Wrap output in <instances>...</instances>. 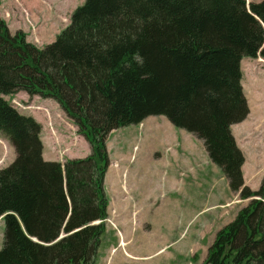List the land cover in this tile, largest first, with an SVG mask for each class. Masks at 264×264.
Masks as SVG:
<instances>
[{
    "label": "trees",
    "instance_id": "16d2710c",
    "mask_svg": "<svg viewBox=\"0 0 264 264\" xmlns=\"http://www.w3.org/2000/svg\"><path fill=\"white\" fill-rule=\"evenodd\" d=\"M258 56L264 0H85L44 47L0 15V134L16 151L0 167V264H97L109 216L107 138L151 115L201 139L231 190L249 199L203 264H264V178L245 183L232 131L250 107L241 59ZM21 90L56 100L91 153L45 159L43 125L4 97Z\"/></svg>",
    "mask_w": 264,
    "mask_h": 264
},
{
    "label": "rangeland",
    "instance_id": "374dc122",
    "mask_svg": "<svg viewBox=\"0 0 264 264\" xmlns=\"http://www.w3.org/2000/svg\"><path fill=\"white\" fill-rule=\"evenodd\" d=\"M250 1L256 0H246ZM84 2L2 0L0 15L13 33L22 30L28 41L44 47L70 24L74 10ZM244 59L248 60L242 64L241 83L249 113L232 130L246 156L245 175H255L250 178L254 188L264 178V60L259 56ZM8 97L19 112L32 115L34 110L41 117L42 134L58 161L91 153L79 126L57 101L49 98L42 105L47 98L39 95L37 102ZM0 140L7 139L0 134ZM107 147L109 216L97 264H203L216 233L249 202L231 190L203 141L164 115L112 130ZM15 157L14 148L7 151L0 143V167ZM4 234L5 221L0 218V249Z\"/></svg>",
    "mask_w": 264,
    "mask_h": 264
},
{
    "label": "crops",
    "instance_id": "0c3cea01",
    "mask_svg": "<svg viewBox=\"0 0 264 264\" xmlns=\"http://www.w3.org/2000/svg\"><path fill=\"white\" fill-rule=\"evenodd\" d=\"M256 1H259V0H256ZM248 59H244V57L241 59V65L244 63V61H247ZM242 74H243V70H242ZM13 95H18L19 97H21V98H23V99H26V98H31L32 100H36L35 99V97H37V95H34V96H30L26 91H24V90H21V91H19L18 93H16V94H12V95H10V96H13ZM9 95H4V97L8 100V97ZM49 98H47V99H42V105H46V102H47V100H48ZM53 101H55L56 102V100H54V99H52ZM36 102H37V100H36ZM38 102H40V101H38ZM28 115V114H27ZM32 116H34L35 118H37V120L42 124V125H44V123H43V120L41 119V117L40 116H38L35 112H34V110H32ZM232 129H233V127H232ZM233 131V130H232ZM234 134V133H233ZM235 137H236V140H237V143H238V145H239V148H241L240 147V141H239V136L238 135H235ZM42 141H43V145H44V148H43V156H44V158L45 159H47V160H57L58 161V158L56 157V156H54V153H52L51 151H50V149H49V145H48V141L46 140V138L43 136V134H42ZM0 143L1 144H3V145H5L6 147H7V151H9V150H11V151H13V148H14V146L11 144V142L7 139V140H0ZM15 149V148H14ZM16 152V151H15ZM89 155V154H88ZM87 156V155H86ZM246 157V156H245ZM71 158H74V157H71ZM243 170H242V173H243V178H245V183L247 184V185H251L250 184V178H253L255 175H253V176H251V174L247 177L246 175H245V172H246V165H245V162L243 163ZM261 177H262V175H261ZM260 181H257V183H255L256 185H254V188H257L259 185H260V183H259Z\"/></svg>",
    "mask_w": 264,
    "mask_h": 264
},
{
    "label": "water",
    "instance_id": "95a60500",
    "mask_svg": "<svg viewBox=\"0 0 264 264\" xmlns=\"http://www.w3.org/2000/svg\"><path fill=\"white\" fill-rule=\"evenodd\" d=\"M64 235H65V233H64V232H62L60 237H62V236H64ZM35 240H36V238H35Z\"/></svg>",
    "mask_w": 264,
    "mask_h": 264
},
{
    "label": "bare ground",
    "instance_id": "6f19581e",
    "mask_svg": "<svg viewBox=\"0 0 264 264\" xmlns=\"http://www.w3.org/2000/svg\"><path fill=\"white\" fill-rule=\"evenodd\" d=\"M124 243V242H123Z\"/></svg>",
    "mask_w": 264,
    "mask_h": 264
}]
</instances>
